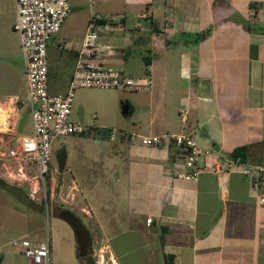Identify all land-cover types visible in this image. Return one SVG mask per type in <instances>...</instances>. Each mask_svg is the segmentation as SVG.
<instances>
[{"label": "crops", "instance_id": "0c3cea01", "mask_svg": "<svg viewBox=\"0 0 264 264\" xmlns=\"http://www.w3.org/2000/svg\"><path fill=\"white\" fill-rule=\"evenodd\" d=\"M88 6L82 30L61 46L67 50L58 72L66 83L88 18L123 14L119 30L98 31L93 56L144 82L113 90L120 96L115 104L130 108L117 128L144 136L182 131L199 148L214 142L227 154L249 144L241 164L263 161L264 0H90ZM6 10L0 0V18ZM17 97L0 102L9 106ZM82 120L79 112L74 121ZM90 125L85 135L99 144L103 127ZM106 149L101 181L62 180L65 161L53 179L54 201L80 214L102 261L167 264L170 255L172 264H263L264 206L252 193L251 175L224 165L227 154L199 157L197 176L186 179L184 152L169 138L153 146L138 137L118 139Z\"/></svg>", "mask_w": 264, "mask_h": 264}, {"label": "rangeland", "instance_id": "374dc122", "mask_svg": "<svg viewBox=\"0 0 264 264\" xmlns=\"http://www.w3.org/2000/svg\"><path fill=\"white\" fill-rule=\"evenodd\" d=\"M89 1L67 0L70 7H79V9L68 12L59 32L47 41L46 84L49 93H63L67 88L68 81L66 83V79L58 72L59 67L65 62L64 53L67 50L61 46L66 42L72 43L75 36L82 30ZM4 3L7 10L3 18H0V58L5 57L7 60L0 59V101H6L15 93L20 100H11L10 108L7 107L6 102H0V111L5 112L6 115V122L0 124V178L11 187L8 189L10 192L0 188V264H29L23 254L10 243L13 239L22 236L32 241L47 240L49 247L52 248L50 254L52 264H82L84 258L76 256V244L71 228L57 217L60 209L68 210L69 208L65 205L60 206L54 201L56 195L53 179L60 172L57 163L59 162L58 154L64 151L66 156L64 170L59 174L62 180L76 179L81 183L88 182L90 179L96 182L101 181L106 174L104 166L107 158L106 146L118 139L109 140L107 135H103L100 143L97 144L95 139L85 134L93 129L90 124L94 122L95 125L105 129L117 128V121L124 118V114L130 111V108L122 113L121 104H115L120 96L118 95L117 98L113 90L121 89L96 87L74 89L68 120H77V115L82 112L81 124L88 127V131L82 133L84 136L68 134L53 138L49 172L46 175L48 178L45 176L41 180L34 164L19 149L20 137L30 134L31 127L27 118L18 131L23 112L21 106L25 107L23 98L25 86L17 37L9 26L14 12V9L11 10L13 0H4ZM100 29L103 28H97V32ZM60 35L64 37L60 38ZM139 60L137 59L136 62L138 63ZM92 113L96 115L95 119L90 116ZM71 212L83 224L80 214L75 210ZM98 247L99 245L90 237L91 258L95 264H107L100 258Z\"/></svg>", "mask_w": 264, "mask_h": 264}, {"label": "built area", "instance_id": "2783aa9c", "mask_svg": "<svg viewBox=\"0 0 264 264\" xmlns=\"http://www.w3.org/2000/svg\"><path fill=\"white\" fill-rule=\"evenodd\" d=\"M15 17L12 29L19 38V49L24 78V104L31 127L28 135L21 136L19 149L30 160L41 180L49 172L51 141L59 135L82 134L88 127L80 122L68 120L72 94L76 88L136 89L144 84L140 78L122 75L114 68L94 63L93 56L98 51L97 28L120 29L123 14H109L104 17L92 15L88 18L75 51L74 62L68 85L63 93L47 91V41L58 32L69 11L67 0H14ZM144 17L138 14L137 18ZM107 47V46H106ZM106 49H110L107 47ZM109 140H132L138 137L143 145H157L163 138H169L184 152V166L187 171L181 174L186 179H195L198 174L199 157L208 158L213 151L201 149L185 132L162 135H139L118 128H102ZM224 165H240L242 172L251 175V190L256 202L264 206V159L253 164H241L237 158H224ZM149 218L146 223H149ZM260 229L264 231V222ZM11 245L21 252L29 264H52L48 241H32L25 236L13 239Z\"/></svg>", "mask_w": 264, "mask_h": 264}, {"label": "water", "instance_id": "95a60500", "mask_svg": "<svg viewBox=\"0 0 264 264\" xmlns=\"http://www.w3.org/2000/svg\"><path fill=\"white\" fill-rule=\"evenodd\" d=\"M78 7H70L68 12H73L77 10ZM126 104L121 105L122 113H124L126 110ZM27 117V110L25 109L20 117L19 125H18V131L21 129L25 119ZM211 150L213 152L219 153L221 155H226L227 153L220 150L218 148V145H216L214 142H210ZM57 217L66 222L69 227L71 228L75 244H76V252L78 256L83 257L90 255V236L88 230L84 227L82 222L78 217H76L71 211L67 209H60L57 212Z\"/></svg>", "mask_w": 264, "mask_h": 264}, {"label": "trees", "instance_id": "16d2710c", "mask_svg": "<svg viewBox=\"0 0 264 264\" xmlns=\"http://www.w3.org/2000/svg\"><path fill=\"white\" fill-rule=\"evenodd\" d=\"M197 36L200 37V34H198ZM79 135H83V134H79ZM249 148H250L249 144H244V145L234 147L231 151L228 152L226 156L230 158H234V159L237 158L240 162H245L248 157ZM58 155H59V158H58L59 162L57 163H58L59 169L62 170L64 161H65V152L62 151ZM46 178H48V176H46ZM0 188L3 189L4 191L6 190L10 192L8 189H10L11 187L7 184V182H5L4 180L0 178ZM76 256L77 258H81L80 256H78L77 252H76ZM83 258H84V261L82 264H95L94 260L91 258L90 255L83 256ZM166 261H167V264H172V256L166 255ZM263 264H264V261H263Z\"/></svg>", "mask_w": 264, "mask_h": 264}, {"label": "bare ground", "instance_id": "6f19581e", "mask_svg": "<svg viewBox=\"0 0 264 264\" xmlns=\"http://www.w3.org/2000/svg\"><path fill=\"white\" fill-rule=\"evenodd\" d=\"M11 105V104H10ZM10 105L9 106H7L8 108H10ZM5 109V108H4ZM7 110V109H6ZM0 113H1V115H0V124H3V123H5L6 121V115H5V112H3V111H0ZM8 117V116H7Z\"/></svg>", "mask_w": 264, "mask_h": 264}]
</instances>
